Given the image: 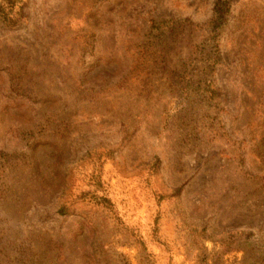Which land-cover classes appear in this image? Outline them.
<instances>
[{"label":"rangeland","instance_id":"obj_1","mask_svg":"<svg viewBox=\"0 0 264 264\" xmlns=\"http://www.w3.org/2000/svg\"><path fill=\"white\" fill-rule=\"evenodd\" d=\"M24 13L0 20V264H264V0Z\"/></svg>","mask_w":264,"mask_h":264},{"label":"trees","instance_id":"obj_2","mask_svg":"<svg viewBox=\"0 0 264 264\" xmlns=\"http://www.w3.org/2000/svg\"><path fill=\"white\" fill-rule=\"evenodd\" d=\"M26 7V0H0V20L1 23L9 29H15L18 27L25 18L24 9ZM218 20H221L226 10L222 13L217 14L215 11ZM215 40V39H214ZM211 54L209 60L211 61L212 66L215 65L216 60L218 59L219 49L217 42L213 43L211 46Z\"/></svg>","mask_w":264,"mask_h":264}]
</instances>
